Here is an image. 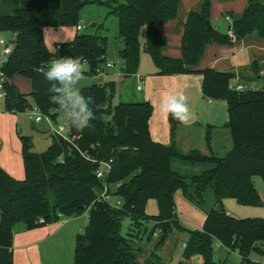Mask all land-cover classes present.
I'll list each match as a JSON object with an SVG mask.
<instances>
[{"label":"trees","instance_id":"1","mask_svg":"<svg viewBox=\"0 0 264 264\" xmlns=\"http://www.w3.org/2000/svg\"><path fill=\"white\" fill-rule=\"evenodd\" d=\"M10 16L0 17V32L15 36L9 54L0 65V87L5 97L3 110L23 113L32 107L55 120L59 109L50 102V85L37 71L51 59L80 57L87 66L83 74L95 76V69L105 62L104 36L75 33L68 43L58 44L54 54L43 43L42 30L75 28L85 4L81 0H11ZM117 21V38L121 46L117 58L121 75L136 73L140 47L156 69V75L198 74L201 95L226 104L225 127L230 149L222 157L202 155L195 150L181 153L173 143L178 121L167 115L168 145L151 141L147 122L152 108L147 102L112 104L114 84H92L79 91L92 97L90 105L96 116L92 127L71 129L68 136L80 153L95 161H111L106 183L112 195L120 200L113 209L97 200L101 182L94 178L95 164L83 159L73 146L49 134L50 143L42 152L32 151L31 140L18 135L23 179L14 180L0 169V264H12L11 240L15 226L31 230L62 219L84 217V227L75 236L73 264H166L156 251L172 231L186 235L181 260L200 257L199 264H215L212 242L236 251L239 264H252L248 259L264 240V218L235 219L226 215L221 200L232 199L239 206L260 207L262 201L253 187L252 178L264 183V75L255 89L236 92L229 87L232 73L209 68L193 70L208 44H230L226 35L205 22L209 17V0H201L197 11H189L182 25L178 58L162 55L165 42L159 29L173 20L179 0H110L104 3ZM143 28V43L139 33ZM229 28L237 40L250 34L264 40V3L246 0L242 13L232 18ZM78 32V31H77ZM252 64V76L258 69ZM30 80V93L18 92L14 77ZM170 159L190 165L207 166L196 176L181 177L169 169ZM180 191L196 204L209 191L213 207L205 214L199 230L184 228L174 212L173 194ZM153 200L156 214L147 215L145 205ZM123 219L128 232L120 234ZM151 225V226H150ZM149 234L145 235L146 227ZM158 236L151 250L144 253L142 242L149 241L152 231Z\"/></svg>","mask_w":264,"mask_h":264},{"label":"crops","instance_id":"2","mask_svg":"<svg viewBox=\"0 0 264 264\" xmlns=\"http://www.w3.org/2000/svg\"><path fill=\"white\" fill-rule=\"evenodd\" d=\"M262 2L264 3V0ZM200 3L201 0H179V9L176 17L159 29V33L165 42V47L162 51L163 56L169 58H178L180 56L179 40L185 16L189 11H197ZM209 3L208 22L213 30L221 34H226L232 18L238 17L246 6V0H209ZM12 11L11 0H0V17L10 16ZM67 31H70V33H67ZM75 33H77L75 28H44L42 30L44 46L49 53L54 54L55 45L70 42ZM14 36L13 33L0 32V39L10 49ZM143 40L144 37L141 38L140 45H142ZM140 51L135 74L123 78L120 72L121 64L104 71L103 78L107 79L105 81L114 84V102L111 101V103L129 104L147 102L152 108L147 122L149 138L155 143L168 145L170 139L167 115H164L160 111V101L162 97L167 95L179 96L180 94H184L188 97V104L193 113V118L187 124H182L178 121L173 135L174 145L181 153L195 150L202 155H209V153H212L216 157L225 155L230 149V137L225 127L227 120L225 102L221 100H209L201 95V76L198 74L156 75V69L150 59L148 64L143 58V53L145 52L142 46L140 47ZM252 64L259 70L255 78L251 73ZM204 68L232 73L234 78L229 84L230 88L236 84H241L246 89H252L255 85L258 88L261 82L259 77L264 75V40L256 37L254 34H250L241 40H237L234 44H208L193 70L198 71ZM12 84L19 93L24 95L30 93L31 86L29 79L17 76L12 80ZM22 114L24 113L9 114L4 112L3 100L0 99V169L10 178L18 181L23 179L18 135L26 136L23 135L22 126L20 125ZM29 122L33 125L30 126L31 131L41 138L49 139V145L50 132L48 127L45 126L47 128L42 129L35 126L43 121L38 123ZM206 168L207 166L190 165L177 159H170L169 161V169L178 176L186 178L196 176ZM194 169L196 171H189ZM177 192L175 191L174 195ZM225 201L227 200H221V206L224 213L230 216L223 205ZM210 206L213 205L211 204ZM190 207L192 206L190 205ZM244 211L249 214L247 218H264L255 215L254 212ZM145 213L147 215L156 214V205L153 200L146 202ZM79 219H81L82 224L78 223ZM84 225V217L80 216L62 219L58 222L31 230H24L22 227L15 226L11 240L12 264H61L58 262V254L65 245L70 248L73 238L81 232ZM177 234L179 233L172 231L163 245L156 251V254L161 259L171 260L173 247L169 243L171 239L177 238ZM216 247L223 248L227 253L234 252L227 250L214 240L212 242L213 256L215 255L214 249ZM50 248L53 252L55 251L57 259L50 257ZM237 256L240 263V257L238 254ZM180 260L181 258L177 262ZM213 260L215 264L216 262L219 263L218 257H213ZM199 263H201V259L198 256L196 258L192 257L185 262V264Z\"/></svg>","mask_w":264,"mask_h":264},{"label":"rangeland","instance_id":"3","mask_svg":"<svg viewBox=\"0 0 264 264\" xmlns=\"http://www.w3.org/2000/svg\"><path fill=\"white\" fill-rule=\"evenodd\" d=\"M85 4L80 10V13L78 15V22L77 26H79L80 30L77 33L80 34H86V35H98V36H104L106 41V52H105V61L112 62L114 66L116 67V63L119 61L117 58V49L121 46L120 40L117 38V21L116 18L108 13V8L105 6V2L110 0H81ZM118 3H122V0H114ZM180 11V10H179ZM67 33H70V31H67ZM143 37V28L140 30L139 33V42L141 43V38ZM141 53V51H140ZM143 58L146 60V62L149 61V57L143 53ZM140 55V54H139ZM149 64V63H148ZM83 65L84 72L87 70V66L85 64ZM84 78L79 82L77 85L78 90L88 87L92 84L98 83V84H104L108 83L104 79L103 74L95 75L93 77H88L83 74ZM115 85H116V79H115ZM116 89V87H115ZM114 102V98L112 100ZM26 112V111H25ZM21 115L20 117V125L22 126L23 135L29 136L32 144V151L39 153L46 149L49 139L47 138H41L38 135H36L35 132L31 131L30 126H33L29 121L25 114ZM65 120V115L62 112H58L54 124L59 125L62 124ZM54 124L51 125V127L54 126ZM36 127H40L42 129H45L48 127V130L50 132L51 127L42 122L37 125ZM47 126V127H45ZM171 171V169H170ZM190 172L196 171L189 170ZM252 184L256 192L260 195L261 201L264 202V183L258 178L254 177L252 178ZM180 200V201H179ZM225 203L223 204L225 209L227 210V213L230 215V217L235 219H243L247 218L249 214L245 213L244 210H248L249 212H254L255 215H258L260 217H264V204H262L260 207H241L237 205L234 200L232 199H225ZM180 202H183L180 204ZM212 202V203H211ZM173 203H174V212L176 215V218L178 222L186 229L190 230H199L203 223V216L213 207L210 206L213 205L212 196L209 191H206L202 196V202L199 204H196L192 201H189L185 197H183L181 192H177L176 195L173 194ZM190 205L192 207H190ZM195 208V210H193ZM252 215V214H250ZM79 224H82L81 219L78 220ZM151 226V225H150ZM18 227V225H17ZM20 227V226H19ZM149 226L146 227L145 235L149 234ZM128 232V220L123 219L121 221L120 225V234L122 236H125ZM158 231L154 230L152 231V235L150 236L149 241L142 242V250L144 253H147L149 250H151V247L153 243L155 242ZM176 239H171L170 245L173 247V254L171 260H165L162 259L166 264H175L178 259H180L181 253H182V243L186 240V235L183 233L177 234ZM74 239L72 240V244L70 245V248L65 245V247L62 249V251L58 254V262L61 264H73V246H74ZM257 251L262 252L264 251V247L262 248L261 243L258 242L256 244ZM49 254H51V258H56L55 251L53 252L51 248L49 249ZM214 258L218 257L219 263L216 262V264H238L239 258L236 254V252H225L223 248L216 247L214 249ZM216 256V257H215ZM248 259L252 262H259L261 264H264V254H259L255 252H251L248 256Z\"/></svg>","mask_w":264,"mask_h":264},{"label":"clouds","instance_id":"4","mask_svg":"<svg viewBox=\"0 0 264 264\" xmlns=\"http://www.w3.org/2000/svg\"><path fill=\"white\" fill-rule=\"evenodd\" d=\"M45 78L50 102L57 105L60 112L64 113L65 120L56 129L62 128L65 133L71 129L83 131L92 127V121L96 119L92 105V97H86L78 90L77 85L84 78L82 58L60 57L55 58L46 67L37 69ZM160 111L169 115L182 124H187L193 113L188 104V97L184 94L167 95L161 98Z\"/></svg>","mask_w":264,"mask_h":264},{"label":"built area","instance_id":"5","mask_svg":"<svg viewBox=\"0 0 264 264\" xmlns=\"http://www.w3.org/2000/svg\"><path fill=\"white\" fill-rule=\"evenodd\" d=\"M75 30L79 31L80 30L79 26H76ZM225 35H226L230 44H234L237 42V39L233 35L230 28H228ZM58 48H59V46L55 45V47H54L55 51H57ZM9 52H10V47L4 45V42L0 39V62L1 63H3L6 56L9 54ZM52 60L53 59H51L44 67L49 65ZM119 64H121L120 61H118L116 63V66ZM113 67H115V66L112 62H106L105 61L104 64L100 68L95 69V75L97 76L99 74H104V71L110 70ZM0 83H1V79H0ZM231 89L236 91V92H243L246 90V88L241 84H236ZM4 97H5V95H4V93L0 87V99L3 100ZM53 112L54 111H50V113L48 115H45V114H41L37 108L32 107L31 109L27 110L25 112V114H26L29 121H31L33 123H38L40 121H43L51 127V125L55 123L54 121H52L50 119V115H52ZM59 125H61V124H59ZM59 125L54 124V126L51 127V129H50V134H52V135L62 139L63 141L71 144L72 139L68 136V131L65 133L64 129H62V128L59 130V132L56 130ZM72 146L83 159L95 164V169L93 172L94 178L96 180L100 181L101 185H102L101 191L97 197V200L105 203L110 208H113V209L119 208L120 203H121L120 200L117 197H115L114 195H112V193L110 191L111 186L109 184H107L105 181L108 174L110 173V170H111V166H110L111 161L110 160L109 161H95V160L89 159L85 154L80 153L74 145H72ZM262 204H264V202H262ZM260 243H261V246L263 248L264 247V240L261 241ZM184 247H185V245L182 244V248H184ZM251 263L252 264H261L259 262H252V261H251Z\"/></svg>","mask_w":264,"mask_h":264},{"label":"water","instance_id":"6","mask_svg":"<svg viewBox=\"0 0 264 264\" xmlns=\"http://www.w3.org/2000/svg\"><path fill=\"white\" fill-rule=\"evenodd\" d=\"M205 25H206L207 28H210V24H209L208 21L205 22ZM256 87H257V85L253 86L252 89H255Z\"/></svg>","mask_w":264,"mask_h":264}]
</instances>
